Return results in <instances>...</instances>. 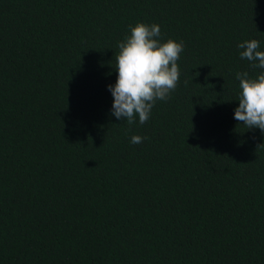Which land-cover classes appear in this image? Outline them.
I'll return each instance as SVG.
<instances>
[{
    "label": "trees",
    "instance_id": "trees-1",
    "mask_svg": "<svg viewBox=\"0 0 264 264\" xmlns=\"http://www.w3.org/2000/svg\"><path fill=\"white\" fill-rule=\"evenodd\" d=\"M137 23L185 47L130 125L108 85ZM251 39L264 0H0V264H264V132L234 119Z\"/></svg>",
    "mask_w": 264,
    "mask_h": 264
},
{
    "label": "clouds",
    "instance_id": "clouds-1",
    "mask_svg": "<svg viewBox=\"0 0 264 264\" xmlns=\"http://www.w3.org/2000/svg\"><path fill=\"white\" fill-rule=\"evenodd\" d=\"M130 35L119 42L116 56L117 79L108 85L114 100L112 115L128 124L146 123L157 100H167L180 80L177 61L184 51V42L168 39L161 42L158 24L137 23L130 26ZM243 49L241 59L252 62L253 68L264 69V51L260 41L245 40L237 45ZM258 61V63H257ZM240 81L239 106L234 110V119L247 128H259L264 132V72L250 78L247 72H237ZM143 137L133 135L132 144H140Z\"/></svg>",
    "mask_w": 264,
    "mask_h": 264
}]
</instances>
